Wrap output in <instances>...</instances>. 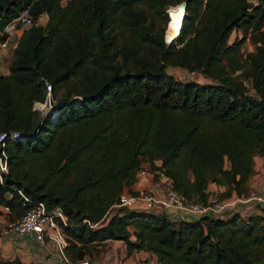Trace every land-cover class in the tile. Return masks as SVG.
I'll return each mask as SVG.
<instances>
[{
  "label": "trees",
  "instance_id": "16d2710c",
  "mask_svg": "<svg viewBox=\"0 0 264 264\" xmlns=\"http://www.w3.org/2000/svg\"><path fill=\"white\" fill-rule=\"evenodd\" d=\"M181 2L178 35L166 42L168 8ZM25 8L34 24L0 75V134H21L0 144L5 224L28 199L62 210L73 262L120 240L154 264H264V210L176 222L114 206L137 194L146 162L189 201L206 203L211 183L225 188L218 198L249 195L255 157L264 159V0H0V32ZM234 30L242 36L230 42ZM247 38L255 48L244 55ZM168 67L213 83H184ZM47 84L54 120L33 109Z\"/></svg>",
  "mask_w": 264,
  "mask_h": 264
},
{
  "label": "built area",
  "instance_id": "2783aa9c",
  "mask_svg": "<svg viewBox=\"0 0 264 264\" xmlns=\"http://www.w3.org/2000/svg\"><path fill=\"white\" fill-rule=\"evenodd\" d=\"M34 24V19L29 8L23 9L17 17L11 20L0 32L3 40H0V47L7 52H13L17 46L18 40L22 33ZM47 94L43 101H36L33 109L43 116L50 115L54 120L58 116L56 111V100L51 94V87L46 86ZM19 139L21 134L18 132L0 134V144L4 146L6 138ZM7 171L6 156L4 151L0 155V176L1 172ZM157 172L160 176L159 186L156 189L142 191L137 194L122 193L119 196L116 207H123L137 211H152L165 209L169 210V215L182 213L185 217L199 219L201 217L220 218L226 215L239 205L254 203L261 210H264V195L251 191L247 196H232L229 198L210 197L206 203L198 201H189L179 194L172 186L171 180L158 168ZM140 173V171L138 172ZM32 207L27 209L17 220L4 224L0 228L2 234L15 232L19 235L25 233H33L40 242H54L61 253V264H89L84 259L80 261H71L63 252L67 245L66 237L62 230V225H66V216L60 208L48 210L43 202L33 203L28 200ZM4 211L8 212L5 207ZM172 212V213H171ZM83 223H89L83 220ZM95 227L96 224H90Z\"/></svg>",
  "mask_w": 264,
  "mask_h": 264
},
{
  "label": "crops",
  "instance_id": "0c3cea01",
  "mask_svg": "<svg viewBox=\"0 0 264 264\" xmlns=\"http://www.w3.org/2000/svg\"><path fill=\"white\" fill-rule=\"evenodd\" d=\"M256 4V3H255ZM40 19L45 25L48 20L46 14H42ZM39 19V20H40ZM240 30H234L232 34ZM239 36V35H238ZM240 37V36H239ZM13 52H7L0 47V75H6L9 72V65ZM159 166L158 162H155ZM158 169H152L151 165L146 162L143 164L140 173L137 175V181L132 186V190L136 193L156 189L159 186L160 176ZM250 189L253 192L261 194L264 192V179L260 182L256 181L253 175L250 181ZM225 190L223 186L211 183L208 186L210 197H215ZM156 212H164L173 221H188L182 213L169 215L170 211L165 209L154 210ZM172 213V212H171ZM235 214L248 217L254 214H261V208L254 203L242 204L220 217L221 219L229 218ZM7 220V215L3 208H0V228H2ZM195 220V218H190ZM101 251L96 252V256L89 261V264H154L155 256L145 251H137L128 255L124 242L120 240H107L97 244ZM104 248H103V247ZM102 256V257H101ZM18 258L24 264H61V253L58 246L52 241L40 242L35 234L25 233L19 235L15 232L2 234L0 232V261L13 260ZM150 259L149 262L137 263L139 259ZM87 260V259H86Z\"/></svg>",
  "mask_w": 264,
  "mask_h": 264
},
{
  "label": "rangeland",
  "instance_id": "374dc122",
  "mask_svg": "<svg viewBox=\"0 0 264 264\" xmlns=\"http://www.w3.org/2000/svg\"><path fill=\"white\" fill-rule=\"evenodd\" d=\"M257 1L258 0H249V2L252 3V4L257 3ZM177 5L170 6L168 8V11H169V13H170V15L172 17L175 14V12L178 10L177 9ZM43 22H44V20L43 21L41 19L39 20V24H43ZM171 24H173V23H171ZM171 24L169 25V28H170ZM169 28L167 29V27H166L167 31L165 30V38H166L167 32L169 31ZM263 30H264V26H263ZM238 35L241 37L242 36V31H240V32L237 31L236 34H231V36L229 38L230 42L233 41L234 38L236 36H238ZM165 40H166V42H170V40H167V38ZM254 48H255V43H253L252 38H247L246 41L243 44V49H242L243 54L246 55L248 52L253 51ZM167 71H168V73L172 74L175 78H177L178 80H180V81H182L184 83H187V82L213 83L212 79L207 78V77L203 76L200 73L188 72V71H186L185 69H182V68L168 67ZM250 93H253V91L250 90ZM254 175L256 176V181L257 182H260L262 179H264V159L261 156H256L255 157V173H254ZM261 194L264 195V192H262ZM101 250H102V248H99L98 245L96 244L94 246V249L92 250L91 258L93 259L97 255L96 252L97 251H101ZM149 260L150 259H148V258H146V259H142L141 258V259H139L137 261V263L149 262Z\"/></svg>",
  "mask_w": 264,
  "mask_h": 264
},
{
  "label": "bare ground",
  "instance_id": "6f19581e",
  "mask_svg": "<svg viewBox=\"0 0 264 264\" xmlns=\"http://www.w3.org/2000/svg\"><path fill=\"white\" fill-rule=\"evenodd\" d=\"M178 13L179 15H177ZM181 18H182V12L179 10L175 12L173 17L170 15L169 25L171 23L173 24H171L170 28H169V25L167 27V29L169 28V31L166 34L167 40H170L171 38H175L178 35V28L180 27Z\"/></svg>",
  "mask_w": 264,
  "mask_h": 264
},
{
  "label": "water",
  "instance_id": "95a60500",
  "mask_svg": "<svg viewBox=\"0 0 264 264\" xmlns=\"http://www.w3.org/2000/svg\"><path fill=\"white\" fill-rule=\"evenodd\" d=\"M177 9H178L179 11L182 12V18H181V22H182V19H183V17H184L185 10H186V3H185V2H181V3H179V4L177 5ZM167 12H168V16H169V18H170V13H169V11H167ZM181 22H180V25H181ZM168 25H169V22H167V27H168ZM179 29H180V27L178 28V32H179ZM165 39H166V38H165ZM172 39H174V38H171L170 41H171ZM165 41H166V40H165Z\"/></svg>",
  "mask_w": 264,
  "mask_h": 264
},
{
  "label": "snow or ice",
  "instance_id": "6c2138e0",
  "mask_svg": "<svg viewBox=\"0 0 264 264\" xmlns=\"http://www.w3.org/2000/svg\"><path fill=\"white\" fill-rule=\"evenodd\" d=\"M177 15H179V13Z\"/></svg>",
  "mask_w": 264,
  "mask_h": 264
}]
</instances>
